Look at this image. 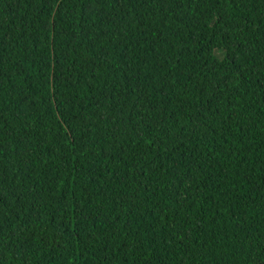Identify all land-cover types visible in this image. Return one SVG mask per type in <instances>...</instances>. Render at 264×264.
<instances>
[{
    "label": "trees",
    "instance_id": "1",
    "mask_svg": "<svg viewBox=\"0 0 264 264\" xmlns=\"http://www.w3.org/2000/svg\"><path fill=\"white\" fill-rule=\"evenodd\" d=\"M0 264H264V0H0Z\"/></svg>",
    "mask_w": 264,
    "mask_h": 264
}]
</instances>
